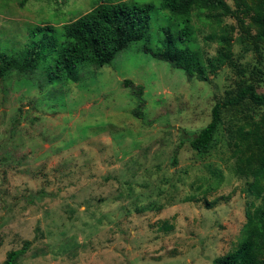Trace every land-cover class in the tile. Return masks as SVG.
Segmentation results:
<instances>
[{
    "label": "rangeland",
    "instance_id": "obj_1",
    "mask_svg": "<svg viewBox=\"0 0 264 264\" xmlns=\"http://www.w3.org/2000/svg\"><path fill=\"white\" fill-rule=\"evenodd\" d=\"M104 1L159 2L0 0V48L16 53L29 28L60 26ZM151 15L158 44V28L175 23L165 12ZM221 20L233 61L206 82L143 51V41L109 64L79 68L77 81L50 80L45 64L0 78V264L25 241L16 264H213L236 245L246 206L262 201L234 154L244 148L236 125L263 116L264 105L224 110L207 154L189 138L238 83L264 93V43L254 49L235 16ZM193 21L213 56L217 43L205 38L212 29L195 13ZM124 80L143 88L141 99Z\"/></svg>",
    "mask_w": 264,
    "mask_h": 264
},
{
    "label": "trees",
    "instance_id": "obj_2",
    "mask_svg": "<svg viewBox=\"0 0 264 264\" xmlns=\"http://www.w3.org/2000/svg\"><path fill=\"white\" fill-rule=\"evenodd\" d=\"M233 2L234 9L227 0H159L157 4L100 2L60 26L46 24L29 28L28 41L16 53L0 48V78L10 71L32 74L45 64L50 80L77 81L79 68L109 64L128 44L143 41V51L182 69L189 78L206 82L221 67L233 61V37L228 24L222 23L221 16H235L254 49L259 43H264V0ZM153 10L167 13L175 23L174 27L163 25L158 28V44L153 43L150 31ZM194 13L199 20L206 19L212 29L205 38L217 43L213 56H205L198 42ZM241 13L249 17L246 25ZM250 28L254 29L253 34L249 33ZM124 85L132 86L138 98H142L140 85H134L130 80H124ZM245 104L264 105V93L257 92L253 83L242 81L234 90L226 91L222 99L215 101L210 121L189 138L191 148L201 155L209 153L215 146L223 111ZM141 106L142 100L139 108ZM134 114L138 116L140 111L135 110ZM235 131L244 148L236 147L234 154L238 155L239 162L247 164L252 176L249 191L262 201L246 206L245 222L236 245L212 261L213 264H264V115L257 120L251 118L237 124ZM236 170L241 172L242 165L238 163ZM27 244L25 241L21 248L9 250L3 264H16L17 259L24 255Z\"/></svg>",
    "mask_w": 264,
    "mask_h": 264
}]
</instances>
